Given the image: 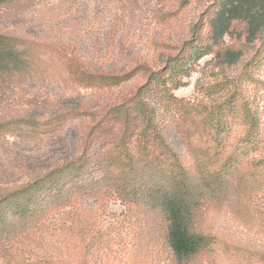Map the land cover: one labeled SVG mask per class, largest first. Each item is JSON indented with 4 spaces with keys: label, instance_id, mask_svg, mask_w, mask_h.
Returning <instances> with one entry per match:
<instances>
[{
    "label": "rangeland",
    "instance_id": "374dc122",
    "mask_svg": "<svg viewBox=\"0 0 264 264\" xmlns=\"http://www.w3.org/2000/svg\"><path fill=\"white\" fill-rule=\"evenodd\" d=\"M221 1L0 3V264H179V193L182 264H264V26L213 42Z\"/></svg>",
    "mask_w": 264,
    "mask_h": 264
},
{
    "label": "trees",
    "instance_id": "16d2710c",
    "mask_svg": "<svg viewBox=\"0 0 264 264\" xmlns=\"http://www.w3.org/2000/svg\"><path fill=\"white\" fill-rule=\"evenodd\" d=\"M5 1L7 0H0V3ZM243 2H248V4L245 6ZM237 20L245 23L247 40H254L264 26V0H222L215 17L210 20L209 33L211 40L216 43L226 33L230 23ZM223 56L229 59V62H234L238 58V52L226 49ZM5 58L6 56L0 50V61ZM141 106L147 112L148 106L145 103H142ZM49 179H51L49 176L37 175L30 180L28 187L34 190L38 185L42 186ZM17 196V189L15 188H0V208ZM156 205L159 207L163 218L167 220V243L172 255L179 264H182L195 256L204 242V238L200 233L193 232L190 229L192 216L186 195L185 193H179V196L173 195L172 198L162 200Z\"/></svg>",
    "mask_w": 264,
    "mask_h": 264
}]
</instances>
